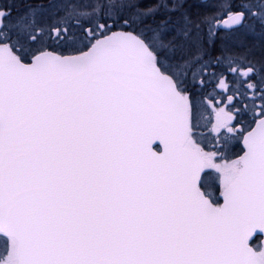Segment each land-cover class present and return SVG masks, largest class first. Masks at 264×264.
<instances>
[{
  "label": "snow or ice",
  "instance_id": "6c2138e0",
  "mask_svg": "<svg viewBox=\"0 0 264 264\" xmlns=\"http://www.w3.org/2000/svg\"><path fill=\"white\" fill-rule=\"evenodd\" d=\"M0 264H264V0H0Z\"/></svg>",
  "mask_w": 264,
  "mask_h": 264
}]
</instances>
